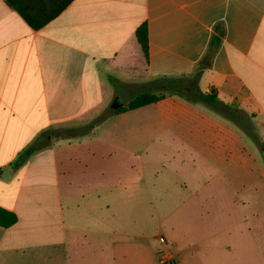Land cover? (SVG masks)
<instances>
[{"label": "crops", "instance_id": "obj_1", "mask_svg": "<svg viewBox=\"0 0 264 264\" xmlns=\"http://www.w3.org/2000/svg\"><path fill=\"white\" fill-rule=\"evenodd\" d=\"M142 24L147 57L136 37ZM217 25L224 32L198 88L264 125V0H73L39 30L0 0V207L17 217L9 228L0 227V252L24 249L3 240L18 230L34 190V201L49 195L58 235L90 226L102 233V218L81 206H100L104 192L97 190L116 185V139L123 133L139 142V150L155 148L159 156L213 151L210 175L200 182L213 195L197 203L209 205L205 227L165 237L174 254L170 264H264V197H218L219 189L231 194L246 188L255 167L242 140L247 134L228 119L208 116L201 104L165 94L155 103L113 113L89 134L54 142L13 168L42 132L85 125L107 107L116 109V92L136 94L155 78L192 76ZM259 151L264 158V149ZM260 175L264 178V170Z\"/></svg>", "mask_w": 264, "mask_h": 264}, {"label": "rangeland", "instance_id": "obj_2", "mask_svg": "<svg viewBox=\"0 0 264 264\" xmlns=\"http://www.w3.org/2000/svg\"><path fill=\"white\" fill-rule=\"evenodd\" d=\"M159 93L156 92L157 95ZM134 94L129 89L116 92V109L127 106ZM198 100V104L205 106L202 108L208 116L219 115L227 119L203 100ZM107 109L109 113L115 111L111 106ZM230 121L246 132L242 140L248 147L249 164L256 168L253 167L245 180V189L233 188L231 194L226 189H219L218 197H264V178L260 175L264 170V158L259 151L264 149V125H257L241 114L234 115ZM119 126H116L117 130L122 129ZM234 132L239 133L236 129ZM118 134L121 138L116 139V144L120 145L116 149V185L97 190L98 193L104 192L100 206H81L92 217L96 214L102 218L103 232H97L90 226L77 234L58 235V230L53 228L54 223L58 224L56 216L52 210L49 212V195H43V199L38 198L41 201L35 202L38 199L33 200L37 194L34 190L32 201L27 205L31 208L16 227L18 230L8 231L3 240V243L20 244L24 249L1 251L0 264H137L141 260L148 264H158L157 261L170 264L174 254L165 237L175 230L192 231L199 225L205 227L209 205L197 203L213 195L209 185L200 184L210 175L208 168L214 160L208 154L213 153L212 149L207 147L200 156H159L155 148L147 150L149 153L146 154L139 150L138 141H130L125 134ZM47 170L44 169L45 172ZM45 178L48 180L47 172ZM258 184L257 189L255 186ZM44 192H48V188ZM100 207H104L103 211ZM199 215H202L201 220ZM83 219L80 224L85 223ZM50 231L55 234H50ZM137 247L142 248V257L138 256L139 251L135 252ZM154 250L156 254H153ZM166 252L172 259L163 263Z\"/></svg>", "mask_w": 264, "mask_h": 264}, {"label": "trees", "instance_id": "obj_3", "mask_svg": "<svg viewBox=\"0 0 264 264\" xmlns=\"http://www.w3.org/2000/svg\"><path fill=\"white\" fill-rule=\"evenodd\" d=\"M72 1L73 0H4L9 7L14 9L20 15V17L32 30H39L42 28L48 22L57 17ZM214 31L215 35L210 41V47L206 52L203 61L200 63L192 76L185 78H155L143 86H138L136 88V94L129 100L127 106H120L115 109L113 113L119 114L155 103L161 100L165 93H168L178 95L192 103H198V101H200L198 100L199 98L207 103L211 109L220 113L227 119L233 120L234 115L239 114L238 110L224 105L215 97L213 92L209 94H202L198 89L199 77L202 71L211 62L214 50L220 42V37L223 35L224 28L222 25H217L215 26ZM136 37L142 48L144 56L147 57L148 41L147 28L145 24H142L137 28ZM156 92L160 93L157 95ZM194 95L198 98L194 97ZM113 113L106 111L104 114L98 116L95 120L85 125L49 129L42 132L32 146L24 149L18 155L16 161L13 163V168L17 169L21 167L29 155L51 145L54 142L60 140L78 139L89 134L95 127L100 125ZM262 154H264V152H262ZM16 221L17 217L14 212L0 207V227L9 228L14 225Z\"/></svg>", "mask_w": 264, "mask_h": 264}, {"label": "built area", "instance_id": "obj_4", "mask_svg": "<svg viewBox=\"0 0 264 264\" xmlns=\"http://www.w3.org/2000/svg\"><path fill=\"white\" fill-rule=\"evenodd\" d=\"M163 257H164L163 263L167 262V261H171V259H172V256L169 252H166Z\"/></svg>", "mask_w": 264, "mask_h": 264}, {"label": "water", "instance_id": "obj_5", "mask_svg": "<svg viewBox=\"0 0 264 264\" xmlns=\"http://www.w3.org/2000/svg\"><path fill=\"white\" fill-rule=\"evenodd\" d=\"M114 105H116L117 106V102H115V104Z\"/></svg>", "mask_w": 264, "mask_h": 264}]
</instances>
